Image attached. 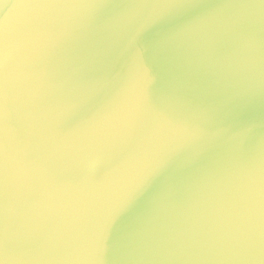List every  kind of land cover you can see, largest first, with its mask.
<instances>
[{"label":"water","instance_id":"obj_1","mask_svg":"<svg viewBox=\"0 0 264 264\" xmlns=\"http://www.w3.org/2000/svg\"><path fill=\"white\" fill-rule=\"evenodd\" d=\"M264 0H0V264H261Z\"/></svg>","mask_w":264,"mask_h":264},{"label":"snow or ice","instance_id":"obj_2","mask_svg":"<svg viewBox=\"0 0 264 264\" xmlns=\"http://www.w3.org/2000/svg\"><path fill=\"white\" fill-rule=\"evenodd\" d=\"M261 264H264V258H262V260H261Z\"/></svg>","mask_w":264,"mask_h":264}]
</instances>
